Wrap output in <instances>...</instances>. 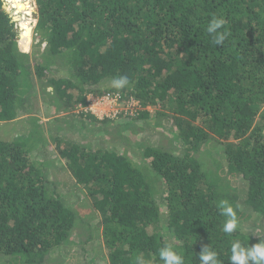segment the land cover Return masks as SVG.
I'll return each instance as SVG.
<instances>
[{"label":"trees","instance_id":"obj_1","mask_svg":"<svg viewBox=\"0 0 264 264\" xmlns=\"http://www.w3.org/2000/svg\"><path fill=\"white\" fill-rule=\"evenodd\" d=\"M12 1L0 0V125L33 111L39 81L65 112L86 105L87 94L138 101L124 118L155 128L170 119L179 146L142 145L138 161L62 136L57 157L72 186L63 190L48 176L52 163L35 154L31 129L0 127V264H45L74 246L92 212L108 264L137 256L163 264L166 245L185 264H200L206 245L232 264L234 241L264 240V0H35L32 44L11 12L26 2ZM214 16L230 32L223 45L206 31ZM118 76L129 78L119 90ZM82 117V127L105 120ZM221 200L240 221L231 235Z\"/></svg>","mask_w":264,"mask_h":264},{"label":"rangeland","instance_id":"obj_2","mask_svg":"<svg viewBox=\"0 0 264 264\" xmlns=\"http://www.w3.org/2000/svg\"><path fill=\"white\" fill-rule=\"evenodd\" d=\"M6 1L8 4L13 2L12 0ZM22 1L26 2L23 10L18 11L12 7L11 12H13L15 28L20 31L21 35L25 36L26 34L23 31L24 27L30 28L28 44H32L33 42H38L40 39L33 32L36 22L35 0ZM30 59L32 60L31 56ZM38 83L39 81H35L36 90L31 96L33 111L26 117L16 118L12 123H2L0 127L9 128L17 125V127L23 129L30 128L32 133L30 140L32 144H35L33 148L37 150L35 154L39 157L46 156L48 158V160L46 158V162L52 163L53 167H50L48 176L58 181L63 190L67 186L68 188L72 186L68 185L71 183L68 175L69 171L57 157L58 149L56 148L55 142L62 136L72 140L86 142V145H100L118 150H127L129 151V155L138 161H141V149L143 148L142 145L144 146L145 144L158 145L166 150L177 151L179 143L175 142L168 132L170 127L175 128V125L170 123V119H160V124L163 128H155L141 125L138 122H129L124 118L123 115L126 114V109L130 108V110L134 111L135 107L138 106V101L131 100L127 104L117 103V92L105 94L102 97L87 94L86 105L81 106L77 103L73 106L72 110L65 112L64 110L61 111L58 109L57 105L59 101L56 98L50 100V96L46 92H40ZM128 104L132 105V108ZM88 108L100 119H105L103 123L93 125L91 121H86L84 127H82L81 124L83 123H81V120L85 118H81V112L83 110L90 111ZM145 108L150 109V107ZM119 118L123 120L116 122L115 119ZM138 125L141 126V129H139L140 127ZM205 157H208L207 154L203 158ZM64 185L65 187H62ZM156 196L159 197V194H156ZM67 198H69V195ZM85 219L90 225L89 230L86 223L84 234L72 235L74 242H77V244L73 242L72 244L74 246H62L60 252H56L55 250L57 254H51L55 257L51 259L46 258L45 264H108L106 256H104V253L102 254L100 248L102 244H100L101 239L97 229V224L99 223L97 222V213L95 215V212H92L91 216L85 215ZM86 238L88 239L85 240Z\"/></svg>","mask_w":264,"mask_h":264},{"label":"clouds","instance_id":"obj_3","mask_svg":"<svg viewBox=\"0 0 264 264\" xmlns=\"http://www.w3.org/2000/svg\"><path fill=\"white\" fill-rule=\"evenodd\" d=\"M225 24L226 21L223 18L214 16L206 27L207 33L212 36V43L216 46L223 45L225 40L230 36V32L227 29H224ZM221 29L224 30L221 31ZM128 84L129 78L127 76H118L111 80V86L118 90L125 88ZM116 101L117 103L122 104L119 102V99ZM90 111L84 112H89L93 116L99 118L92 112L91 109ZM219 208L221 210V215L226 218L223 222V232L231 235L240 228L237 211L227 200H221L219 202ZM230 253L231 255L229 260L232 264H264V240L260 239L258 243L252 246H244L239 240L234 241L232 243ZM198 257L200 264H222V262L218 260L217 252L211 249L209 245L202 248ZM159 258L163 261V264H185L184 257L175 251L171 245H166L159 250ZM135 264H146V262L142 256H137Z\"/></svg>","mask_w":264,"mask_h":264},{"label":"built area","instance_id":"obj_4","mask_svg":"<svg viewBox=\"0 0 264 264\" xmlns=\"http://www.w3.org/2000/svg\"><path fill=\"white\" fill-rule=\"evenodd\" d=\"M103 101V100H102Z\"/></svg>","mask_w":264,"mask_h":264}]
</instances>
